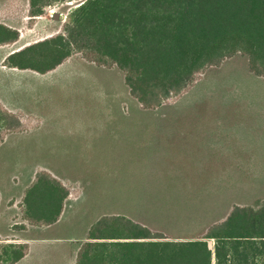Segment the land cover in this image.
<instances>
[{
    "label": "rangeland",
    "instance_id": "obj_1",
    "mask_svg": "<svg viewBox=\"0 0 264 264\" xmlns=\"http://www.w3.org/2000/svg\"><path fill=\"white\" fill-rule=\"evenodd\" d=\"M80 2L52 1L33 17L29 0H0V24L18 34L17 42L0 46V60L63 35L66 17ZM55 61L51 56L35 66ZM8 62L30 67V49ZM4 66L0 62V105L19 126L0 131V234L5 242H29L24 264H76L75 250L104 216H123L170 238L195 237L233 206L256 207L264 199L263 155H180L155 139L190 126L219 130L224 117L235 119L237 104L229 95L237 72L249 71L245 56L206 69L183 94L147 109L131 97L116 66L79 53L45 75ZM42 172L68 191L55 226L23 218L26 187Z\"/></svg>",
    "mask_w": 264,
    "mask_h": 264
},
{
    "label": "trees",
    "instance_id": "obj_2",
    "mask_svg": "<svg viewBox=\"0 0 264 264\" xmlns=\"http://www.w3.org/2000/svg\"><path fill=\"white\" fill-rule=\"evenodd\" d=\"M52 1L65 0H29L31 16H41ZM81 1L66 17L63 35L20 49L4 65L45 74L79 53L122 71L131 97L146 109L180 96L206 69L238 54L252 74L264 76V0ZM17 40V32L0 25V45ZM28 49L30 67L8 62ZM51 56L53 65L35 66ZM18 126L0 105V131ZM25 192V221L45 227L58 221L68 191L57 179L42 172ZM27 253L26 243L0 239V264H16ZM76 264H264V201L233 206L195 237L170 238L126 217L104 216L89 229Z\"/></svg>",
    "mask_w": 264,
    "mask_h": 264
},
{
    "label": "crops",
    "instance_id": "obj_3",
    "mask_svg": "<svg viewBox=\"0 0 264 264\" xmlns=\"http://www.w3.org/2000/svg\"><path fill=\"white\" fill-rule=\"evenodd\" d=\"M15 52H8L1 58L0 62L2 66H4V61L7 57ZM5 68L8 70L17 69ZM237 75L236 81L234 82L236 87L234 92L229 95L230 102L232 101L237 104L235 119H226L227 117H224L221 121V129L219 130L207 129L192 131V126H190V130L187 131H172L169 134H163L161 136L157 134L155 139L158 140L157 142L160 141L158 145L169 146L175 150L174 152L176 154L180 155H192V150H196L194 153L197 154L253 156V159L254 156H264V76H256L250 73L248 69H242L240 72H237ZM2 105L8 108L5 104L2 103ZM10 110L12 109L10 108ZM187 122L192 123V120H187ZM123 135L131 136L129 132ZM138 135L141 136V133ZM144 139V136H142L141 141H144ZM256 161L257 163H261L259 157ZM257 169L262 170L261 167H257ZM57 224L58 221L53 226ZM1 237L0 234V239ZM12 242L29 243L17 240ZM77 251L78 249L75 250V253ZM27 257L28 254L16 264L26 263Z\"/></svg>",
    "mask_w": 264,
    "mask_h": 264
}]
</instances>
